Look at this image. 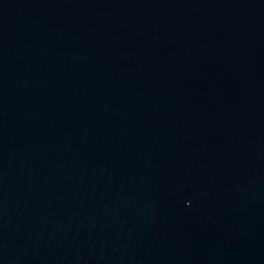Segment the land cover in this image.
Listing matches in <instances>:
<instances>
[{
    "label": "water",
    "instance_id": "95a60500",
    "mask_svg": "<svg viewBox=\"0 0 264 264\" xmlns=\"http://www.w3.org/2000/svg\"><path fill=\"white\" fill-rule=\"evenodd\" d=\"M0 264H264V0H0Z\"/></svg>",
    "mask_w": 264,
    "mask_h": 264
}]
</instances>
